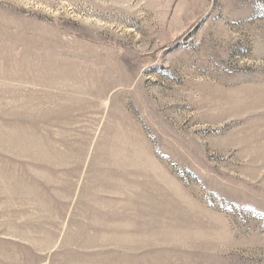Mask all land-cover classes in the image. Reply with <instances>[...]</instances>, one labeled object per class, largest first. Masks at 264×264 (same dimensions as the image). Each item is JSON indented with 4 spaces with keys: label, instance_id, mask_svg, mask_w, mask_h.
I'll return each instance as SVG.
<instances>
[{
    "label": "rangeland",
    "instance_id": "rangeland-1",
    "mask_svg": "<svg viewBox=\"0 0 264 264\" xmlns=\"http://www.w3.org/2000/svg\"><path fill=\"white\" fill-rule=\"evenodd\" d=\"M0 264H264V0H0Z\"/></svg>",
    "mask_w": 264,
    "mask_h": 264
}]
</instances>
